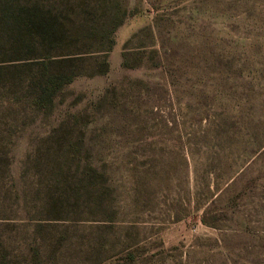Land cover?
Wrapping results in <instances>:
<instances>
[{"label":"rangeland","instance_id":"1","mask_svg":"<svg viewBox=\"0 0 264 264\" xmlns=\"http://www.w3.org/2000/svg\"><path fill=\"white\" fill-rule=\"evenodd\" d=\"M0 264H264V0H0Z\"/></svg>","mask_w":264,"mask_h":264},{"label":"trees","instance_id":"2","mask_svg":"<svg viewBox=\"0 0 264 264\" xmlns=\"http://www.w3.org/2000/svg\"><path fill=\"white\" fill-rule=\"evenodd\" d=\"M127 15V13H125V15H124V18H125V16ZM122 21H123V19H120L117 23H115L114 24V26H113V28H112V30H111V32H110V35H109V48L107 49V51H105L104 50V54L106 55L107 54V52H109L111 49H112V46H113V44H114V37H113V33H114V31L116 30V28L122 23ZM97 51H102V50H97ZM125 64V63H124ZM126 65V64H125ZM103 68L104 69H102V70H99V71H96V73H102V72H106L107 70H108V68H109V63H108V61H107V59L104 61V63H103ZM78 74H95V72L93 73V72H90V73H83L82 71H78L77 73H75V75H78ZM205 223H209L206 219H204L203 220Z\"/></svg>","mask_w":264,"mask_h":264}]
</instances>
